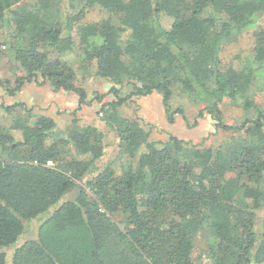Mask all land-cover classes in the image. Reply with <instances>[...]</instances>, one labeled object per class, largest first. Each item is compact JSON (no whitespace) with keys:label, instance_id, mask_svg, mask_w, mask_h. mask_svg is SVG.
Returning a JSON list of instances; mask_svg holds the SVG:
<instances>
[{"label":"trees","instance_id":"trees-1","mask_svg":"<svg viewBox=\"0 0 264 264\" xmlns=\"http://www.w3.org/2000/svg\"><path fill=\"white\" fill-rule=\"evenodd\" d=\"M25 1L0 0V52L24 74L13 85L0 79V88L13 96L25 84L48 85L76 94L79 109L88 103L75 65L91 69L112 84L115 100L98 114L118 145L114 159L98 167L104 135L96 127L73 119L63 134L46 116L12 115L5 126L0 120V264H264V222L257 228L264 110L246 96L252 67L264 65V28L254 33L250 54L226 67L220 60L223 45L263 15L264 0H83L65 16L50 0ZM78 1L68 0L70 9ZM93 7L108 17L77 27L75 53L74 25ZM175 91L203 104L197 118L210 117L230 136L205 148L172 135L152 142L139 119L118 113L156 93L173 124L184 114L171 108ZM225 101L254 117L225 124ZM72 189L74 198L63 201ZM38 220L36 236L22 241ZM201 236L205 248L194 258Z\"/></svg>","mask_w":264,"mask_h":264},{"label":"rangeland","instance_id":"rangeland-1","mask_svg":"<svg viewBox=\"0 0 264 264\" xmlns=\"http://www.w3.org/2000/svg\"><path fill=\"white\" fill-rule=\"evenodd\" d=\"M35 1L36 0H26L25 3L30 4ZM50 3V7H55L56 10L60 11L62 16H65L70 13V11L72 12V10L78 12L82 8L84 1L80 0L74 3L72 9H70L68 0H50ZM107 17L108 14L98 7H93L85 12L83 18L74 25L73 36L75 41V53H79L77 52V27L97 22ZM115 20L116 18L113 17V21ZM161 22L165 28H168L170 25V20L167 18H162ZM252 25L251 28L247 27L242 34L223 45L220 53V60L224 67L228 66L236 55L243 57L251 53L255 42L254 33L264 28V13L259 18H255L254 24ZM4 51L5 50L1 48L0 79H6L13 85L16 76H23L24 74L20 71L17 63L11 62L8 59V53ZM72 57L75 59V54ZM75 67L77 73L76 84L86 91L88 104L78 109V98L76 94L62 91L53 92L48 85L39 87L33 83L25 84L21 90L13 96L9 95L5 89L0 88V120L5 126V123L12 120V115L25 117L29 115L30 119L46 116L52 118L56 123V132L63 134H66L72 128L73 119L76 120V125L79 127H96L102 131L104 135V156L97 163L98 167H101L106 165L110 160H113L117 154V137L100 119L98 114L99 107L102 103L115 100L113 94L109 93L112 84L95 78L91 75V69L90 74L81 73L83 68L78 63ZM252 68L255 69L254 84L246 96L255 103L258 108L264 110V65L259 68L254 65ZM128 93L129 88L121 90L120 95L125 96ZM95 95L105 96L102 98L101 102H97L94 100ZM12 105H15L16 108L15 111L9 115L4 111V107ZM170 105L172 110L181 108L184 113L183 116L176 115L173 124L167 123L161 105V96L156 93L146 97L133 98L127 105L120 107L118 113L127 119H139L141 123H143L145 130L149 131V140L152 142H165L168 137L172 135L179 140L191 142L201 148H205L216 147L230 136V134L224 132L222 129H217L215 127V121L210 117L206 116L203 119H198L197 113L203 109V104L190 100L187 95L175 91L170 100ZM219 109L222 113L223 122L227 125H239L246 119H252L255 114L252 109L245 110L238 102L231 103L225 101L219 105ZM196 119L197 124L193 125ZM75 192L76 190L72 189L63 198V201L73 199ZM113 219L115 221L119 220L117 217H113ZM40 221L41 220H38L29 226L22 241L36 236V227ZM263 222L264 208L258 213L257 228L259 231ZM204 244L205 240L202 236L196 240L194 258H198V254L203 251L205 248ZM12 249L13 248H10L6 251L8 255L12 253ZM8 263L11 264V260H8Z\"/></svg>","mask_w":264,"mask_h":264},{"label":"built area","instance_id":"built-area-1","mask_svg":"<svg viewBox=\"0 0 264 264\" xmlns=\"http://www.w3.org/2000/svg\"><path fill=\"white\" fill-rule=\"evenodd\" d=\"M48 165H52L51 163H48Z\"/></svg>","mask_w":264,"mask_h":264}]
</instances>
